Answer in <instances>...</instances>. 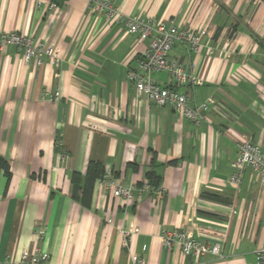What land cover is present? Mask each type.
Listing matches in <instances>:
<instances>
[{
  "label": "crops",
  "instance_id": "0c3cea01",
  "mask_svg": "<svg viewBox=\"0 0 264 264\" xmlns=\"http://www.w3.org/2000/svg\"><path fill=\"white\" fill-rule=\"evenodd\" d=\"M112 1L126 15L202 32L200 49L177 42L168 58L196 83L175 86L168 71L154 77L192 93V103H214L196 124L149 101L128 78L149 40L125 20L90 13L88 0H0V32L30 35L62 59L56 67L44 54L37 65L15 45L0 49V156L10 165L0 173V259L40 246L42 264H133V255L148 264H256L264 186L251 167L234 182L232 162L239 137L264 150V0ZM90 161L135 185L129 202L97 180L88 205L74 197L73 175L85 176ZM148 172L161 180V200L139 192ZM176 228L220 244L221 255L165 247L163 230Z\"/></svg>",
  "mask_w": 264,
  "mask_h": 264
},
{
  "label": "built area",
  "instance_id": "2783aa9c",
  "mask_svg": "<svg viewBox=\"0 0 264 264\" xmlns=\"http://www.w3.org/2000/svg\"><path fill=\"white\" fill-rule=\"evenodd\" d=\"M89 12L97 16H104L109 21L125 20L129 31L137 33L143 40H149L148 47L139 60V68L130 70L128 78L136 84V88L146 94L147 99L159 106H170L179 115L200 124L204 118L203 111H207L214 103L212 98L202 103H192V93H184L175 86L187 82L196 83L195 78L189 77L184 66L178 63H170L169 52L177 42L190 45L198 50L202 44V32L180 27L174 20H158L153 17H140L137 15H126L112 0H88ZM43 5V4H41ZM48 9H57L58 4L51 1L47 4ZM15 45L19 50L24 51V58L28 62L36 57L37 65L42 64L44 54L52 57L53 64L59 67L62 59L52 47H45L43 44H36L30 35L20 32H0V49ZM168 71L172 74L175 82L174 87L160 85L154 77L156 72ZM50 98L59 99L60 90H56ZM238 155L233 160L234 173L232 180L240 184L242 174L246 167H251L260 176L261 184L264 186V150L260 145L248 138H237ZM98 185L106 187L116 196L125 197L128 202L132 198L135 185H124L116 178L111 171H105L104 175L97 179ZM153 191L158 199L165 196L163 186L152 187L145 182L139 192ZM235 212V210H233ZM45 226L37 228V236L42 239L45 234ZM132 232H124L123 244L127 246L131 240ZM162 243L165 247H178L185 254L192 256H205L206 254L221 255V246L216 243L206 244L183 229L163 230ZM49 256L43 252L40 246L33 250H24L19 261L12 257L0 259V264H42ZM133 264H148L145 257L133 255ZM256 264H264V244L256 254Z\"/></svg>",
  "mask_w": 264,
  "mask_h": 264
},
{
  "label": "trees",
  "instance_id": "16d2710c",
  "mask_svg": "<svg viewBox=\"0 0 264 264\" xmlns=\"http://www.w3.org/2000/svg\"><path fill=\"white\" fill-rule=\"evenodd\" d=\"M10 169L9 162L2 156H0V173L2 170L8 171ZM106 169L102 162L90 161L85 176L82 177L80 173L73 175V194L74 197L78 198L84 205L90 203V198L93 193L95 182L98 178L104 175ZM149 184L158 188L161 185V180L155 175L154 172H148Z\"/></svg>",
  "mask_w": 264,
  "mask_h": 264
}]
</instances>
